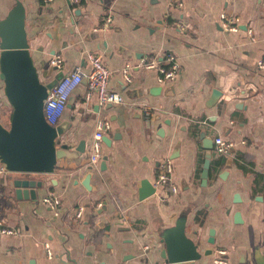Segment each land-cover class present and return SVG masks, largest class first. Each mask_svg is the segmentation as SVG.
<instances>
[{
	"label": "crops",
	"instance_id": "0c3cea01",
	"mask_svg": "<svg viewBox=\"0 0 264 264\" xmlns=\"http://www.w3.org/2000/svg\"><path fill=\"white\" fill-rule=\"evenodd\" d=\"M17 13L27 40L22 53L39 86L76 68L89 72V51L101 56L108 88L125 100L101 107L95 95L84 99L82 83L55 125H65L62 143L72 150L82 143L84 152L47 173H0V219L15 231L0 235V264H163L161 234L180 216L200 254L191 264L217 257L264 264V71L255 67L264 56V0H0V27ZM221 14L236 19L238 31L224 30ZM55 54L63 61L58 70L50 63ZM167 55L177 71L160 83L157 69L140 64L153 58L165 67ZM5 88L0 78V124L10 131L14 107ZM101 117L110 130L91 164ZM217 136L231 143L227 155L215 152ZM164 157L176 193L154 186ZM15 179L40 182L34 198L16 196ZM142 181L153 193L140 199ZM50 194L59 199L56 210L43 202Z\"/></svg>",
	"mask_w": 264,
	"mask_h": 264
},
{
	"label": "water",
	"instance_id": "95a60500",
	"mask_svg": "<svg viewBox=\"0 0 264 264\" xmlns=\"http://www.w3.org/2000/svg\"><path fill=\"white\" fill-rule=\"evenodd\" d=\"M26 36L22 27V15L13 14L0 27V49L2 74L0 78L5 82L7 98L14 107L11 130H5L0 124V160L6 169L17 173H47L54 164L61 160H73L84 152L82 143L75 149H69L62 143L61 137L65 132V125L59 123L51 126L46 122L43 113V102L48 91L62 77L56 75L49 83L39 86L34 69L22 53L27 47ZM54 70H57L54 68ZM125 86H122L123 90ZM132 91L126 90L129 94ZM110 106V104L108 105ZM107 137H103V141ZM213 144V139L211 140ZM206 147L207 161L203 165L201 177L206 180L211 158V146ZM105 158L101 164H104ZM87 174L82 182L89 188ZM15 195L19 198H34L31 188L39 186L40 182L30 179H15L13 181ZM144 193L140 199L153 193L150 183L142 181ZM213 232L210 233V235ZM161 242L165 244L160 256L165 264H191L192 260L200 257L193 241L185 235V219L180 216L171 227H167L161 234ZM213 243V240H209ZM210 250L204 253L208 254Z\"/></svg>",
	"mask_w": 264,
	"mask_h": 264
},
{
	"label": "built area",
	"instance_id": "2783aa9c",
	"mask_svg": "<svg viewBox=\"0 0 264 264\" xmlns=\"http://www.w3.org/2000/svg\"><path fill=\"white\" fill-rule=\"evenodd\" d=\"M70 5H76L79 0H67ZM180 6L181 3L176 4ZM109 18L107 17L104 21L107 23ZM220 26L224 30L238 31L237 20L228 17L225 14L220 16ZM86 59L90 66V70L87 73H83L79 68H76L73 72L67 75H62L57 82L48 91V95L43 102V113L46 122L54 126L58 119L60 118L63 109L65 107L67 98L71 91L77 88L82 83L85 85L84 99L90 100V98L95 95L97 99V104L101 107L105 105L121 104L125 100V96L122 91L111 90L108 88V81L110 77V71L103 64L101 56L98 53L86 52ZM167 66L162 67L153 58H146L140 64L145 69H157L159 73L158 81L160 83L169 81L173 79L177 71V64L173 55L165 56ZM51 65L57 70L62 66V58L59 54L52 56ZM255 67L258 71H264V56L259 58ZM129 67H125L122 71V75L127 83L131 82V77L128 72ZM146 113L148 109L143 105ZM110 130V122L107 118H99L95 127L93 134L92 145L89 153V162L91 164L96 163L102 156L103 147V137L105 133ZM214 150L217 154L223 156L229 153L231 143L224 141L220 136H217L213 140ZM172 162L168 157H164L158 164V173L154 181V186L166 187L172 193L177 192L176 186L171 183V173H172ZM8 170L4 167L0 168V173L7 172ZM43 202L48 204L52 209L56 210L59 204L58 197L50 194L43 198ZM83 208L79 207L76 216L79 217L82 213ZM15 231L4 225L3 221L0 219V235H12ZM47 257H51V252L46 246ZM224 254V251H219V255ZM215 264H226L223 258H215ZM125 264V263H122ZM165 264V263H163Z\"/></svg>",
	"mask_w": 264,
	"mask_h": 264
}]
</instances>
